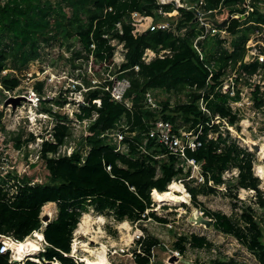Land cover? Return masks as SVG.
I'll use <instances>...</instances> for the list:
<instances>
[{
	"label": "trees",
	"instance_id": "obj_1",
	"mask_svg": "<svg viewBox=\"0 0 264 264\" xmlns=\"http://www.w3.org/2000/svg\"><path fill=\"white\" fill-rule=\"evenodd\" d=\"M206 1L207 9L221 6L216 13L218 22L232 13L245 12V0ZM159 8L156 0H0V95L14 92L20 86L21 78L17 72L42 55V44L52 45L60 40L79 58L88 61L92 57L95 62L107 65L114 61L117 49L114 41L124 48V59L113 72L115 78H107L95 87L85 79L88 89L76 113L77 120L89 122L81 147L69 154L60 153L71 134V126L68 117L60 116L52 104L64 106L68 100L41 99L40 113L56 120L48 131L50 136L43 137L39 150L48 171L47 181L33 182L29 177L17 174L11 177L9 172L2 176L0 168V234L12 235L22 241L41 228L42 211L47 203H56L58 209L56 217L42 232L47 242L44 251L20 262L10 261L8 253H0V264H81L71 255L72 241L87 206L101 214H111L118 221L137 223L153 218L167 223L166 218L152 210L156 204L152 193L154 190L166 191L174 180L187 177L190 171L185 173L181 159L149 137L153 122L159 118L172 121L177 128L197 131L202 127L203 132L198 137L201 146L186 152L189 158L200 164L205 180L199 185L185 181L192 203L202 206L205 214L214 220L212 226L215 230L236 237L260 264H264V225L252 205L241 207L239 213L227 214L205 208L199 202L200 195L218 193V185L225 183L224 172L237 167L239 176L226 182L227 192L239 201L237 192L241 188L253 190L256 202L264 209L261 178L254 171V152L236 142H228L229 136L209 137L211 131H220L221 123L214 121L216 114L232 125L238 119L227 105V96L216 93L211 97V93L218 85L220 70L227 61L232 58L237 62L243 58L245 43L255 25L240 28L242 21L233 19L228 29L235 36V50L229 53L222 47L221 38L207 36L199 42L205 54L201 59L193 44L201 30L196 28L192 10L164 5L165 12L178 13L177 20L174 16L168 19L173 29H148L139 35L133 33V12L151 15L159 21L163 16L158 14ZM248 21L264 22V13L256 9L244 23ZM118 23H121V29ZM184 28L187 30L181 32ZM147 49L157 53L150 61L144 60ZM163 50L169 52L160 56ZM216 60L218 71L212 67ZM244 67L254 72L257 63ZM124 78L129 80L130 86L124 99L117 101L111 90L116 81ZM258 88L254 91V98L259 106L262 100H259ZM35 89L44 97L43 81H38ZM158 91L179 98L183 93L186 99L173 104L167 98L160 103L157 101L158 108H152L147 104L146 95H156ZM202 96L212 115L200 108ZM1 103L3 99H0ZM3 116L0 111V131L5 129ZM117 132L124 135L126 151H116L118 144L114 134ZM35 139L34 133H29L27 140H22L21 133L13 138L14 145L20 149L23 142L26 145ZM9 182L12 183L8 187ZM237 206L235 203L234 207ZM146 210L150 212L144 216ZM158 244L157 238L146 236L142 240L145 255L135 250V263L150 264L151 250ZM187 244L192 249L212 247L206 236L191 232L180 235L174 249L185 253ZM211 264L236 263L234 259H216Z\"/></svg>",
	"mask_w": 264,
	"mask_h": 264
},
{
	"label": "rangeland",
	"instance_id": "obj_2",
	"mask_svg": "<svg viewBox=\"0 0 264 264\" xmlns=\"http://www.w3.org/2000/svg\"><path fill=\"white\" fill-rule=\"evenodd\" d=\"M6 1L2 0V2ZM53 2H56V0H53ZM63 5L65 4L63 3ZM171 13V15H163L159 18V21H164L171 25L168 19L172 16L176 20L178 18L177 12ZM114 44H117V49L114 61L110 65L95 62L92 57L88 61L84 58H79L71 50H68L65 44L62 45L60 40L52 45L42 44V55L39 58L32 59L28 66L17 72V75L21 78L20 86L14 92H6L4 96L0 95V99H3V103L0 104V111L4 113L3 121L5 124V129L0 131V168L4 169V173H11V177L16 174L27 176L33 182L47 181L48 171L40 157L39 150L43 137L50 136L48 131L55 125L56 121L55 117L40 113L39 109L43 107L40 102L37 105H33L28 101H22L21 104L14 108L11 104L5 105L6 99L10 96L28 97L33 93L39 95L35 89L38 81L44 82V97H56L57 100L66 98L68 102L64 106H59L55 103L52 105L60 116L68 117L67 122L71 126V134L67 138L66 144L60 149V153H71L81 147L87 135L88 120L81 122L76 118V113L79 112L78 104L84 100V92L88 89L85 79L91 81V84L95 87L107 78H115L113 72L118 70L124 59L123 45L117 43V41H114ZM148 59H151V57L148 56ZM118 84L119 82L116 85ZM78 86L80 88H77ZM151 94L154 100L159 103L167 98L173 104L177 103L178 100L183 101L186 99L183 93L180 98L177 95H170L162 91H158L156 95L154 93ZM235 101H238L245 110L244 115L240 117V120L243 119V121L239 120L238 126L234 128L237 131V139L240 144L254 152V171L261 178L260 187L264 191V106L258 113L253 114L247 104L248 98L243 97L235 99ZM233 102L234 100L228 99L227 104L231 103V105H234ZM19 133L22 134V140H27L29 133H34L36 139L34 141L30 140L26 145L23 142V147L21 149L17 148L14 145L15 140L13 138ZM254 145H258L259 150H255ZM191 182L193 185L201 183L197 181L196 176ZM174 183L178 182L174 181ZM218 188L219 192L216 194L199 196V202L205 208L232 214L233 212L239 213L241 211L240 208L245 205H252L257 212V217L264 225V209L260 208L256 202L255 191L248 189L239 190L237 192L239 201H237L236 198L229 195L225 184H219ZM235 203L238 204L237 207H234ZM152 210L158 216L166 218L168 222L164 223L153 218L137 223H132L128 220L118 221L111 214H101L93 210L91 206H87V210L83 212L80 222L74 231L71 255L78 259L81 264H85L84 260L86 257L94 259L96 255L88 252L86 247L82 245L85 244L95 249L104 244L107 250L106 256L112 264H136L134 252L135 250L137 251V245L139 244L134 242L136 241V235L142 233L144 238L151 235L160 242L154 247L155 258L153 263L150 262V264H211L216 259H234L236 264H260L254 254L236 237L223 234L215 230L212 225L207 227L205 224H198L197 220L202 217L212 218L205 214L202 206H195L189 197L188 201L156 202ZM57 213L56 203L50 202L43 207L42 216L48 214L52 220ZM86 215L89 216L86 223L88 230H80V224ZM100 215L103 216L102 221L99 220ZM191 232L206 236L212 242V247L210 249H192L189 244L180 259L173 260L171 253L174 250L175 242L180 235ZM29 238L39 240L36 235Z\"/></svg>",
	"mask_w": 264,
	"mask_h": 264
},
{
	"label": "built area",
	"instance_id": "obj_3",
	"mask_svg": "<svg viewBox=\"0 0 264 264\" xmlns=\"http://www.w3.org/2000/svg\"><path fill=\"white\" fill-rule=\"evenodd\" d=\"M156 1L158 5L161 6V8H159L158 10V14H162V15L171 14V12L170 13L165 12L163 9V6L167 4H172L176 9L184 8L195 12V25L197 29L201 30V33L194 39L193 44L195 49L198 51L201 59H204L205 54L199 42L200 40H203L207 36H214L221 38L223 40L222 47L229 53H232L235 50L233 44L235 36L228 29V26L233 19H240L242 21L240 28L249 25H255L253 31L250 32L249 38L245 43V53L242 59H239L237 62H234L233 59L230 58L227 61V64L223 66L221 70L219 69L218 66H216L217 60L212 62L213 69H215L216 71L220 70L221 75L218 85L215 87V90L211 93V97L214 94L219 93L221 95L227 96L229 100L230 99L234 100L233 102L234 105H231V103L227 105L230 107L232 114L237 115L238 119L232 125L228 122V120L222 119L219 114H216L214 121L216 123H221L220 131L219 132L211 131L209 133V137L218 138L220 134L223 137L229 136L230 139L228 142L231 141L236 142L238 145L245 147L242 144H240V141L237 139L238 138L237 131H235L234 129L235 127L238 126L237 123L239 122L240 117L244 115L245 110L241 107L238 101H235V99H241L243 97L248 98L247 104L248 107L250 108L249 110L252 111L253 114L258 113L259 110L264 106V22L248 21L244 23V21L256 9L264 13V0H245L243 3V7H245V12L232 13L227 18L228 23L225 27H220L219 25L215 24V23H222L226 20L225 19L222 22L217 21L216 13L221 8V6L217 9H207L206 0H156ZM131 17H132V24L134 26L133 33L135 35H139L148 29L150 30L173 29L172 25H170L169 23L164 21H157L153 16L145 15L138 11L133 12ZM117 26L120 29L122 28L121 23H118ZM187 28L182 29L181 32H185ZM166 52H169V50H163L159 55L163 56V54ZM148 56L151 57V59H153L154 57L157 56V53L154 50L147 49L144 55L145 61L151 60L148 59ZM254 63H257V68L254 72H250L244 67L247 65L252 66V64ZM138 68L139 67L137 66L136 69ZM212 75L213 73H211L210 76ZM117 82H119L118 85H116ZM129 86H130V82L127 78L116 81L111 90L114 99L117 101H122L124 99V93L126 92ZM257 86L259 87L258 88L259 100H262L259 106L256 104V100L254 98V91L256 90ZM200 91H202L203 94L205 93L203 90ZM203 96L200 99L199 106L204 113L212 115L211 109L207 105V101H205ZM43 98L45 97H43L40 94L37 95L36 93H33L27 97V101L33 105H37ZM146 98H147L148 106L152 108H158V103L157 101L154 100V97L151 93H147ZM240 121H243V119H241ZM202 132H203L202 127H199L197 131L188 130L185 127L177 128L175 123H173L172 121L159 118L153 122V125L148 134L150 138H152L157 143L165 147L169 153L176 155L181 159L182 163L180 164L183 166L185 173L190 171L187 177L174 180L175 182L180 183L184 187V190L187 191L188 197L190 199H191V194L189 193V191L185 186V181L186 180L192 181L193 178H195V176L197 181L201 183H204L205 180L201 172L200 164L194 158H189L186 152L188 149L194 150L197 147L201 146V141L199 140L198 137L199 135L202 134ZM114 137H115V141L118 144L116 151H120V152L126 151L127 148L123 142L124 135L121 134V132H117L114 134ZM7 173H4V169H3L1 175L5 176V174ZM238 176H239V169L237 167L228 169L223 174V179L225 183H221V184H226V182L228 181H234L236 178H238ZM11 183L12 182L7 183V186L9 187ZM210 184H212V182H210ZM147 214H148V210H146L144 216ZM47 223L48 222L42 220L41 228L35 230L30 236L26 237L22 241H25L29 237L35 236L37 231L42 233ZM143 238L144 235L142 233L136 235V241L134 243L139 244L137 245L138 246L137 252L141 253L142 255H145L142 248ZM35 241L39 243L38 250H35L34 252H29L24 256H22V258H20L18 252L13 247H11V244L16 245L18 243H21V240L16 239L12 235L0 234V242H1L0 253L2 254L8 253L10 256V261L12 262L23 261L27 257L36 255L39 252L45 250L47 246V242L45 239H40ZM187 246L189 247V244H187ZM182 254L183 253L179 249H174L171 253L172 256H176L178 259H180V256ZM154 258H155V251L153 247L151 250L150 262L153 263Z\"/></svg>",
	"mask_w": 264,
	"mask_h": 264
},
{
	"label": "bare ground",
	"instance_id": "obj_4",
	"mask_svg": "<svg viewBox=\"0 0 264 264\" xmlns=\"http://www.w3.org/2000/svg\"><path fill=\"white\" fill-rule=\"evenodd\" d=\"M172 183L170 184L171 186L164 192H158L157 190L153 191L152 194L154 195V199L156 202L163 203L165 201H174V202L188 201V193L187 191L184 190V187H182L179 183H174V182ZM87 217L89 216L86 215L83 222L80 224V228H79L80 230H88V228H86ZM99 220L102 221L103 216L100 215ZM36 236L39 240L44 239L43 234L39 231L36 232ZM74 246L76 247V245ZM82 246H85L88 252H91L92 254L96 255V258L94 259L86 257L84 260L85 264H112L106 256V251H107L106 245L103 244L101 247L95 249L86 246L85 244H83ZM11 247H13L18 252L19 257L22 258V256H24L25 254L38 250L39 243L36 242L35 239L33 238H28L25 241H21V243H18L16 245L11 244ZM54 264H60V263L55 262Z\"/></svg>",
	"mask_w": 264,
	"mask_h": 264
},
{
	"label": "water",
	"instance_id": "obj_5",
	"mask_svg": "<svg viewBox=\"0 0 264 264\" xmlns=\"http://www.w3.org/2000/svg\"><path fill=\"white\" fill-rule=\"evenodd\" d=\"M228 23V19H226L224 22L222 23H215L217 25H219L220 27H225ZM22 101H27V97L26 96H17V97H12L10 96L9 98L6 99L5 101V105H9L11 104L14 108L17 107L19 104L22 103ZM255 150H259V146L258 145H254ZM0 161H1V157H0ZM42 220L49 222L51 221L50 215L45 214L42 216ZM197 223H202L205 224L207 227L210 225L214 224V220L213 219H209V218H200L199 220H197ZM174 259H178L176 256H173V260Z\"/></svg>",
	"mask_w": 264,
	"mask_h": 264
}]
</instances>
